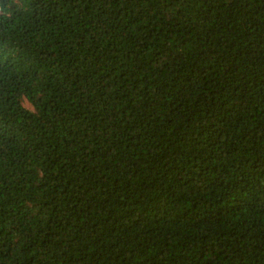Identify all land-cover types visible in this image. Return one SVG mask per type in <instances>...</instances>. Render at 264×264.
Wrapping results in <instances>:
<instances>
[{"label": "trees", "instance_id": "1", "mask_svg": "<svg viewBox=\"0 0 264 264\" xmlns=\"http://www.w3.org/2000/svg\"><path fill=\"white\" fill-rule=\"evenodd\" d=\"M0 264H264V0H0Z\"/></svg>", "mask_w": 264, "mask_h": 264}, {"label": "rangeland", "instance_id": "2", "mask_svg": "<svg viewBox=\"0 0 264 264\" xmlns=\"http://www.w3.org/2000/svg\"><path fill=\"white\" fill-rule=\"evenodd\" d=\"M24 104H25L26 106H28V103H27L26 101H24Z\"/></svg>", "mask_w": 264, "mask_h": 264}]
</instances>
